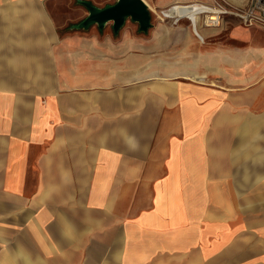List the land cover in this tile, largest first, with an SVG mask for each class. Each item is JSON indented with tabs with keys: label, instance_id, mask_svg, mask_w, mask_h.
<instances>
[{
	"label": "crops",
	"instance_id": "obj_1",
	"mask_svg": "<svg viewBox=\"0 0 264 264\" xmlns=\"http://www.w3.org/2000/svg\"><path fill=\"white\" fill-rule=\"evenodd\" d=\"M51 1L0 0V264H264V32H62Z\"/></svg>",
	"mask_w": 264,
	"mask_h": 264
},
{
	"label": "rangeland",
	"instance_id": "obj_2",
	"mask_svg": "<svg viewBox=\"0 0 264 264\" xmlns=\"http://www.w3.org/2000/svg\"><path fill=\"white\" fill-rule=\"evenodd\" d=\"M89 1V0H87ZM98 7H105L107 4H114L117 0H90ZM151 12V29L148 33L140 32L139 25L128 19L125 26L134 29V35L144 37L147 41L153 39V35L159 30H178V39L185 32H192L195 40L200 42L208 38L209 46H216L217 38L224 37L228 40L232 28H251L261 33L264 32V0H144ZM98 3V4H96ZM208 6L214 11H221L220 24L216 27L204 25L207 16L212 14H203L200 11L201 6ZM192 6L194 8L184 11H174L176 7ZM200 9V10H199ZM259 10V11H258ZM198 11L200 15L189 18L190 12ZM48 15H50L54 24L60 31H69L68 29L75 24L80 23L88 17L85 7L78 3V0H54L48 3ZM196 15V16H195ZM173 16V17H170ZM214 16V15H212ZM197 20L194 24L192 19ZM111 23L106 28L111 31ZM105 28V29H106ZM208 29L209 35H205ZM123 30V29H122ZM196 30V34L195 31ZM121 33V32H120ZM218 36V37H217ZM264 118V112H257Z\"/></svg>",
	"mask_w": 264,
	"mask_h": 264
},
{
	"label": "water",
	"instance_id": "obj_3",
	"mask_svg": "<svg viewBox=\"0 0 264 264\" xmlns=\"http://www.w3.org/2000/svg\"><path fill=\"white\" fill-rule=\"evenodd\" d=\"M78 3L86 8L89 15L80 23L71 26L72 30H88L96 25L103 31L111 23L115 33H119L128 19L138 24L143 33L151 29V12L144 0H117L103 8L91 1L78 0Z\"/></svg>",
	"mask_w": 264,
	"mask_h": 264
},
{
	"label": "bare ground",
	"instance_id": "obj_4",
	"mask_svg": "<svg viewBox=\"0 0 264 264\" xmlns=\"http://www.w3.org/2000/svg\"><path fill=\"white\" fill-rule=\"evenodd\" d=\"M192 8H194V7H192V6H184V7H176L175 9H174V11H184V10H190V9H192ZM201 9V10H200ZM200 11H203V14H212V15H214V16H212V15H210V16H207V19H206V22L204 23V25H206V26H208V27H211L210 26V24H211V21H216L217 19H218V14H223L221 11H218V10H216V11H214V9H211L210 7H208V6H206V5H204V6H201L200 7ZM259 11V10H258ZM195 13H198L199 14V12L198 11H193V12H190V14H192L189 18H191L192 16H194V14ZM224 15V14H223Z\"/></svg>",
	"mask_w": 264,
	"mask_h": 264
},
{
	"label": "built area",
	"instance_id": "obj_5",
	"mask_svg": "<svg viewBox=\"0 0 264 264\" xmlns=\"http://www.w3.org/2000/svg\"><path fill=\"white\" fill-rule=\"evenodd\" d=\"M217 16H218V19L216 21H211V24H210L211 27H216L220 24V20L222 16L221 14H218Z\"/></svg>",
	"mask_w": 264,
	"mask_h": 264
}]
</instances>
